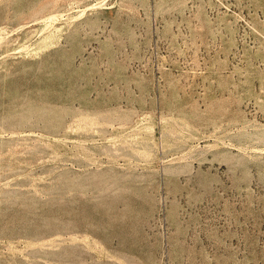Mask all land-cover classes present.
I'll use <instances>...</instances> for the list:
<instances>
[{"label":"rangeland","instance_id":"1","mask_svg":"<svg viewBox=\"0 0 264 264\" xmlns=\"http://www.w3.org/2000/svg\"><path fill=\"white\" fill-rule=\"evenodd\" d=\"M0 264H264V0H0Z\"/></svg>","mask_w":264,"mask_h":264}]
</instances>
